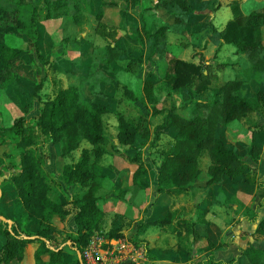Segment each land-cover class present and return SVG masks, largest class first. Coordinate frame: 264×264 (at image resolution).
<instances>
[{"label": "trees", "instance_id": "16d2710c", "mask_svg": "<svg viewBox=\"0 0 264 264\" xmlns=\"http://www.w3.org/2000/svg\"><path fill=\"white\" fill-rule=\"evenodd\" d=\"M120 1L126 6H136L139 3V0H98L92 8L91 1L87 2L88 9L94 13L100 35H112L123 22V18L119 20L120 15L117 14L118 19L108 23L104 19V6L117 7L122 17L129 14L122 8ZM39 3L42 10L38 8ZM82 4L83 0H38V3L34 0H0V91L3 88L10 91V101L22 111L10 126L0 125V146L10 145L19 155L18 163L10 152L2 150L0 153V175L3 173L1 164L6 158L14 168H19L14 169L9 178L0 179V213L13 223L9 228L8 223L0 219V234L4 237L0 244V264H21L25 258V246L30 242H36L34 264H81L75 250L83 252L90 234L95 230H102L104 225L102 211L97 207V192L105 177L99 162L106 153L105 145L109 141L103 128L102 116L110 112L115 115L118 141L111 148H134V154L129 157L130 161L138 164L132 173L133 182L146 171L141 149L151 132L154 133L149 145L158 142L162 134L171 138L165 143L163 150L159 151L161 161L154 174L157 197L152 205L160 197L190 193L202 177L198 182L199 187H209L212 197L216 195L215 191L227 189L229 194L226 193L225 200L230 202L234 200L233 194L240 186L246 188L256 184L262 190L259 194L260 201L254 209L264 210V181L255 183L245 175L251 171L250 164H256L260 158L261 147L257 145L255 136L264 135V123L251 122L248 118L250 114L264 109V90L260 89V82L264 77V6L248 13L241 10L237 0L229 2L233 15L220 30L219 37L224 43L234 45L237 51L245 54L250 75L247 78H233L212 84L200 62L195 64L170 57L167 53L166 34L169 31H180L182 25L189 21H196V27L201 28L207 21V15L195 10L190 0H155L151 8L162 14L164 20L145 27V20L140 15L141 22L135 30V38L140 42L143 38L150 39L151 48L146 60L157 71L160 66L163 74L160 73L157 80H152L148 74L141 83L142 94L138 98L122 84V92L127 99L132 102L140 101L149 108L148 112L140 113L135 120H131L124 117L121 111L111 109L108 104L119 82L111 79V73L125 69L140 75L142 71L141 51L128 50L118 43V40L123 42L121 37L112 44L105 45L102 56V63L111 71L108 78L112 87L110 84L107 87V83L100 80L97 82L98 92L95 93L91 90L92 84H88V90H85L84 85L80 88L74 84H60L52 96L45 99L39 94L43 86L42 82H37L40 71L31 52L22 47L11 46L6 41L8 29H14L19 35L25 34V38L36 49V59L50 62L49 58L53 56L49 68L57 67L55 62L59 57H64L65 51L53 49L55 41L39 27L40 13L43 12L47 20L67 17L74 23H79ZM215 7L219 6L216 4L213 8ZM33 30L34 38L29 34ZM195 34L197 33L191 32L189 35ZM74 41L78 55L72 59L65 58L68 67L65 69L69 73L72 70L81 71V77L87 78L92 73L88 68L90 62L84 65L81 61L84 58L88 62L89 46L87 44L83 49L82 38ZM121 61L124 63L120 64ZM44 77L45 75L42 79ZM22 83L26 84L28 91L17 92L15 96L13 90ZM206 88L211 89V98L203 100L199 96ZM157 89L164 91L169 99L176 96L179 102L171 98L169 106H159L155 91ZM37 101L42 106L38 114L33 115L34 120L30 121L27 115L33 111ZM146 114L159 117L158 122L152 125V131L148 127ZM241 118L246 119L251 131V141L247 147L237 150L227 144L222 131L234 119ZM39 134L51 142L56 159L61 163L59 171L52 172L47 168L46 159L49 155H44L36 145ZM137 137L139 141L134 147ZM76 150H79L76 162L68 163L63 160L65 155L69 156ZM59 174L62 179L58 181L59 184L63 182L67 187L74 185L79 188L72 197L66 192L52 194V187ZM123 192L121 189L120 194ZM165 207L168 208L166 214L149 223L158 226L171 224L173 213L169 211V204ZM71 209H74L76 233H68L51 222L55 214L61 218V215L69 214ZM254 209H250V214L242 215L252 223H256L257 217ZM206 210L207 207L196 204L195 221L176 217L180 228L178 232L183 229L187 235H191L189 246L182 245L187 249V259L177 264H264V247L255 246L248 241L237 256L226 261L215 260L212 250L225 247L228 242L218 239L222 232L215 223L205 220ZM209 225L213 227L212 234L208 230ZM199 226H203L204 234L200 233ZM142 227V224H138V230ZM60 233H68L65 240L71 242L69 248L75 252L73 256L60 244L54 243L55 237ZM252 234L264 241V211ZM31 235L36 236L29 237ZM104 235L106 238L124 237L119 227L111 228ZM201 240L209 251L198 262H194L190 257V248ZM129 241L135 245L141 243L140 240L131 238ZM177 241H182L179 235ZM148 252L146 248L145 254Z\"/></svg>", "mask_w": 264, "mask_h": 264}, {"label": "crops", "instance_id": "0c3cea01", "mask_svg": "<svg viewBox=\"0 0 264 264\" xmlns=\"http://www.w3.org/2000/svg\"><path fill=\"white\" fill-rule=\"evenodd\" d=\"M151 1L153 3L155 0H151ZM205 1L207 0H190V3L195 10L204 12L205 15H207V21L206 22L204 21L205 25L202 26L201 28L200 27L197 28L196 25H198V23H196V21H189L187 24L185 22L186 25L185 24L182 25V30L177 31V32L173 30L169 31L166 34L168 55L170 57L172 56L177 57L180 59L193 62L195 64L200 62L202 66L204 67V72L208 73L212 81L211 82L212 84H219L224 81L232 80L233 78L249 77L250 69H249V64L247 62L246 56L244 53L237 51L234 45L232 46L231 44H228L232 46L233 48L232 50H229L226 63L219 64L217 63V61H215V64L224 68L223 71L227 70L229 71V73H231L230 76L222 77V78H220V76H218L219 74L214 71L212 75L211 70L208 69L209 68L208 65L211 66L210 60L208 59H205L203 61L201 60L203 57L204 49H202L200 52L198 50L193 51V46H201L203 48L206 47V50H211V49L213 50L214 48L217 47L221 50V52L225 51L223 49L224 42L222 41L221 37H219V32L226 22L222 25L220 29L212 31L215 27L214 24L212 23L214 19V11L220 6L218 5L219 7L213 8L215 6V4H213V6L208 7L204 5ZM229 2H231V0L228 2L226 1L225 4L228 5ZM81 10H82V14H84L83 9ZM116 13L120 15L119 20L123 18V22H121V26H120V29H122L123 32L120 33L118 36H116L115 39L112 40L111 44L115 42L119 37H121L124 40L123 42L118 40V43L123 44V46H125L128 50L141 51L140 54H141V62H142L141 63L142 71L140 75H137L133 71H127L125 69H118L115 74L111 73L110 75L113 81L117 79L119 80V82L115 86L113 94H112L113 98L111 101H108V104L111 109L115 108L120 111L119 99H117L118 97H116L115 93L118 88H122V84H124L129 90H131L133 95L136 96V98H138L142 94L141 83H143V79L147 77L148 74H150L149 77L152 80H157L156 78L160 77L161 75H160V72H157V69L154 68L146 60V55L148 52H150V48H151L150 39L143 38L142 41L140 42V41H137V39L135 38V30H137L140 26L141 17H139V15H135L134 12H128L129 13L128 15H125L124 17H122L121 12L120 10L118 11V9L116 10ZM144 13L145 12H143V14ZM77 24L80 25V22ZM122 26H124V28H121ZM118 29L119 28H117L116 30ZM191 32L197 33L193 35V36H196L197 39H194V40L186 39L185 37L186 34H187V37L191 36L189 35ZM172 34L174 38H177V43L172 44L171 46L170 37L172 36ZM84 40H86L87 42L83 41V44H82L83 49L86 47L87 44H88L87 46L89 47L92 46L89 40H87L86 38H84ZM181 46L189 47L188 49H190V51H188L186 55H188L189 53V55H191L190 59H187V57L185 56L186 51L183 52V50H181ZM174 47H176V49H174ZM172 51H175V53L176 54L178 53V54L176 55ZM87 56L89 57V60H90V56L89 55ZM181 56H184V57H181ZM197 57L201 59L199 60L197 59ZM65 58H67V56L65 55L64 57L61 56L55 62L56 66H58L57 61L61 62V66H59V68L61 69L62 67L63 70L67 67ZM72 58H67V59H72ZM263 58H264V51H263ZM89 60L87 62V59L85 60L84 58H82L81 64L87 65L86 63H89L90 62ZM158 69L159 70L161 69L160 66ZM121 70L126 71L127 73H131L132 79L130 82H132L133 87L131 86V83H129L130 84L129 86L126 83V81L121 80L119 76H117V74H119V71ZM133 79H135V82H133ZM108 84H110V87H112L110 79L107 82V87H108ZM159 87H160V84H159ZM260 89L264 90V77L262 79V82H260ZM155 91L157 95H159L160 93L161 94L164 93V91H161V89H157ZM205 92H210V96L208 98L203 97V94ZM99 96H101V94ZM199 98L203 100L210 99L211 89L206 88L205 90H203ZM178 102H179V99H178ZM129 104L131 105L133 111L137 112L135 115V118H137L140 113L143 114L149 111V108L146 105L141 104L140 101L132 102L130 100ZM110 116L112 117L114 116L115 118V115L113 112L104 114L102 116V124H103L104 130L106 126V124L104 123V119L105 117L110 118ZM248 118L251 122H256L258 124H261L259 123L258 119L264 118V109L260 112H255V113L250 114ZM127 119H130V118H127ZM113 122L115 126V133H114V138L110 139V141L112 142L111 143L112 145H116L118 142L117 137H116V134H117L116 119L113 120ZM247 125L248 124L245 118L234 119V121L226 125L225 128H223L222 132H223L225 140L227 141V144L232 146L233 148H236L237 150H240V148H243V147H247L248 143L251 141V134H250L249 140L248 139L244 140L237 136H235L233 140H230L229 135H228L230 131L232 132L235 129H238L240 131L242 127H245L248 130H250L247 127ZM105 133H106V130H105ZM162 137L167 139L166 142L171 140L170 136L167 134H162L160 138ZM138 141L139 140L137 137L136 142L133 144L134 147L136 143H138ZM255 141L257 142V145L261 147V151H260V154H261L264 151V135H256ZM108 150L109 149H106V153L102 155V157L100 158V162H99V165L102 168V172H103L102 174L105 175V177L102 179L100 183V187L97 192V196L99 198L97 207L102 211L103 221H104L103 228L102 230H99V231H103L104 233H106L111 228L119 227L120 230L123 232V236L127 238H131V239L140 240L141 241L140 244L142 246L144 245L149 250V252L148 254L145 255L144 258L138 259L135 264H177V263L186 261L187 249H185L182 245L190 244L191 235H187L183 229H181L180 233L178 232L180 228L177 225L176 217L177 216L185 217L187 219L195 221L196 218H195L194 207L196 204H201L202 206L207 207L204 218L207 221L215 223L218 226V228L221 230L222 233H220V236L218 238L219 240L225 241L222 235L227 234V233H231L228 239L233 238V243L231 245L229 246L227 245L220 249L216 248L212 250L213 257L215 260L226 261L232 257L237 256V254L240 253V249L243 248L244 246V245H241V241H246V239L248 241H251L254 237H256L252 233L255 230L256 223L260 220L261 216L263 215V211H264L263 209H254V212L257 215L255 219L256 223L249 222L248 219L246 217H243L241 214L235 217V215H232L231 212H229V210L227 209L224 212L222 211V209H224L222 203L226 199V193L229 194L227 189L226 190L224 189V191L222 192L215 191L214 193L216 195L212 197L213 193L211 192L209 187H205L199 190L200 196H198V198L196 199L194 197H195V191H197V189L192 190L190 193H186V194L183 193V194L171 196L169 198L160 197L158 198V202L156 200L154 205H152L151 203H153V201L157 197L155 189H154V182H155L154 174L156 173L158 161L154 163L152 161H147L146 159H143L142 157V159L145 161L146 171L140 178L137 179L136 182H133L132 173H134L138 164L130 161L129 157H131L134 154V148H127V146H123L122 148L118 147V150L112 149L113 153H111V151H108ZM76 151H74L69 156L65 155L63 157V160L68 163L76 162V160L79 157V154L76 155ZM117 157L124 158V160L117 164V161H120L116 159ZM59 170L60 169L57 166L54 170H50V171L54 172V171H59ZM58 177L59 178L56 184H54V186L52 187V190H51L52 194L57 195L61 192H66L68 196L72 197L73 193L70 194V190L73 188L77 189V191L79 190V188L74 185H69L67 187V185H65L63 182L59 184L58 181L62 179H61L60 174L58 175ZM244 187L242 185L240 186V188H238L234 192L233 194L234 200L231 201V203H229L231 206H234V211H236L238 207H245L248 201H250L249 203H251L253 200V197L248 196L247 193L244 191L245 190ZM121 189L124 190L122 195L120 194ZM189 197L194 198V199H190ZM166 204L170 205L169 211L173 213V222L167 226H158L157 224L149 223L151 220L155 218L157 219L162 218L166 214V212L168 211V208L165 207ZM68 206L70 207V205ZM220 211L222 213H220ZM71 213H72V210H70L69 215ZM55 215L60 219L59 215L57 214ZM73 215H71L72 220L69 224L70 232L68 233H76L77 231L75 221L73 220ZM231 217L238 219L235 222V225H233V227L229 225V221H228V225L227 224L225 225L227 220H230ZM56 224L58 225L57 222ZM138 224L143 225V227L140 230H138ZM58 227L63 229V227H60L59 225ZM208 230H210V233L213 232V227L209 225ZM200 233L204 234L205 231L203 232L200 231ZM178 235L179 237L182 238V241H179V242L177 241ZM3 241H4V237L0 234V244ZM225 242H228V241H225ZM204 245H205V242L201 240L195 246L190 248L191 249L190 257L192 258L191 259L192 261L198 262L200 258L204 257L208 253L209 248L204 247ZM234 247H236L237 249ZM33 251H34L33 247L31 246L28 248L26 247L25 253L28 254V256L31 259V261L30 262L27 261L26 264L35 263L34 258H33L34 257ZM23 262L25 263L24 260L22 261V263Z\"/></svg>", "mask_w": 264, "mask_h": 264}, {"label": "rangeland", "instance_id": "374dc122", "mask_svg": "<svg viewBox=\"0 0 264 264\" xmlns=\"http://www.w3.org/2000/svg\"><path fill=\"white\" fill-rule=\"evenodd\" d=\"M35 2L38 3V0H34ZM91 1L90 6L93 8L94 3L97 4L98 0H83V4H82V9L84 14H82V20L80 22V25H78L77 23H74L73 20L68 19L67 17L64 18H51L50 20H47L44 18V13L41 12L40 13V18H39V27H41L44 31H46L47 33H49V35H51V39H53L55 41V46H54V50H59L62 51L64 50V55L67 56V58H74L75 56L78 55V48L75 45V39H81L84 42H87L86 40H84V38H86L87 40H89L92 44L91 47H88V52L87 55L90 56V64H89V70H92V73H90V75L87 78H83L81 77L82 73L79 72H75L74 70H72L71 73L68 72V70L64 69L61 67V69L59 68V66H61V62L57 61L58 66L54 67V68H49V66L52 64L53 62V58L52 60L49 61L50 62H45V60H43V62H41L40 60L38 61L36 59V56H34L36 49L33 46L32 42L29 39L25 38V34L24 35H19L14 29H8L6 31V41L9 45L14 46V47H19V48H24L26 50L29 51V53L31 52L32 54V58L34 60H36L37 62V66L39 69V74L37 76V82H42V86L43 88L40 90V97L42 99H45L47 97H51L52 94L56 91V88L58 87V85L62 84V85H69V84H74L78 87H82V85H84L85 90H88V84H92L91 86V90H93L95 93L98 92V86H97V82H99L100 80H104L105 83L108 82L109 78L108 75L110 74V69H108L106 66H104V64L102 63V56H103V52H104V46L111 43L112 40L115 39L116 36H118L120 33L123 32L122 29H118L115 30L112 35H100L99 31H98V26L96 25V19L94 16V13L90 12V10L87 7V2ZM228 2L230 0H207L204 2L205 6H213V4H217L220 7L217 8L214 11V19L212 21V23L214 24V30H218L222 27V25L227 22L229 19L232 18V10L230 8L229 5L225 4V2ZM232 1V0H231ZM239 3V6L241 8V10L243 12H251L253 10H257V9H261L262 6H264V0H237ZM120 3H122V8L127 10V12H134L135 15H142L143 12H145L143 14V19L144 21V25L145 27H147L150 23H154V22H162L164 20V16H162V14H158L157 10L151 8V4L152 1L151 0H139V3L136 6H126L123 2L120 1ZM42 5L41 3L38 4V8L39 10H42ZM91 8V9H92ZM104 19L108 22H115L118 19L117 13H116V7L111 5V6H104ZM94 11V10H93ZM159 18V19H158ZM121 28H124V26H122ZM30 35L35 36V32L34 30L32 32L29 33ZM186 39L187 40H194L197 39L196 36H188L186 34ZM170 43L171 46L172 44H176L177 43V38H174L173 34L170 37ZM189 47L187 46H181V50H183V52H185V56L187 57V59L191 58V55H186V53L188 51H190V49H188ZM232 46L223 43V49L225 50L224 52H221V50L219 48H214L213 50H206V47H201V46H193V51L198 50L199 52L203 50V57L198 58L197 59H201L202 61L205 59H208L211 61V66L208 65V69L211 70L212 75L214 72H217L220 76V78L222 77H227L230 76L231 73H229V71L224 70L223 71V67L215 64V61H217V63L221 64V63H226L227 58H228V54H229V50H232ZM174 49H176V47H174ZM219 50V51H218ZM197 51V52H198ZM174 54L175 51H172ZM192 52V51H191ZM196 53V52H195ZM193 53V54H195ZM178 54V53H177ZM176 54V55H177ZM180 56V55H178ZM184 57V56H181ZM196 60V58H195ZM124 63L123 61H121L120 64ZM146 63V62H145ZM84 70V69H83ZM214 71V72H213ZM223 71V72H222ZM85 72V70H84ZM157 72H160L162 74L163 69L158 70ZM45 75V79H42V77ZM117 76H119V78L121 80L126 81V83L130 86L129 83H131V86L133 87V84L131 81L132 79V75L131 73H127L126 71H119V74H117ZM134 78V77H133ZM87 79V80H86ZM133 82H135V79H133ZM131 87V88H132ZM14 89V88H13ZM28 91L26 84L22 83V85H18V87L16 86V88L13 90V94H15V96H17V92L18 93H22V92H26ZM123 88H118L115 95L116 97H118L117 99H119V103H120V111H122L123 116L130 118L131 120H135V115L137 112L133 111L131 105L129 104L130 100L126 98V95H124V93L122 92ZM162 91V90H161ZM9 92L6 88H3L0 91V125L2 126H10L14 119L17 118L18 116H20L22 114V111L15 105L14 102L10 101V97H9ZM158 93V92H157ZM157 98H159L158 102H159V106H169L170 104V99L172 98L175 100H178V98H176V96L167 98L166 95L164 93H160L159 95H157ZM210 96V92H205L203 94V97L208 98ZM24 97V94H23ZM41 103H39L38 101L35 102V106L33 111L29 112V114L27 115V119H29L30 121H33L34 117L33 115L38 114V112L40 111L41 108ZM127 107V108H126ZM147 115V119H148V127L149 129L152 131L151 127L152 125L159 120V117H157V115L151 117L150 114H146ZM113 120H115L114 116H110V118L105 117L104 119V123L106 124L105 126V130H106V134L108 135L109 141L108 143H106L105 147L106 149H109L108 151H111V153H113V150L111 149V141L110 139L114 138V133H115V126H114V122ZM259 123H264V118H259L258 119ZM154 132H151L150 137L148 139L147 142L144 143V145L142 146L141 149V156L143 157V159H146L147 161H152V162H157L158 161V165L159 162L161 161L160 156H159V151L163 150V148L165 147V143L167 139L165 138H160V140H158V142H154L153 144L149 145V143L152 141L151 138L153 136ZM250 134L251 131L248 130L245 127H242L240 129V131L238 129H235L234 131H230L228 133L229 135V139L233 140L235 138V136L242 138L244 140L246 139H250ZM234 135V136H233ZM1 139H0V145H1ZM37 148L40 149V151L44 154V155H49V157L46 159L47 161V168L49 170H54L57 166L61 165V163L58 161V159L55 158L54 155V151L51 145V142L45 137L42 136L41 134L38 135L37 137ZM2 150L10 152L12 155V158H14L15 162L19 163V155L17 150H15L12 146L10 145H3L0 146V153L2 152ZM115 153V152H114ZM79 154V150L76 151V155ZM116 155V154H115ZM260 158L258 160V162L256 164H250L249 169L251 170L249 173L245 174L246 178H248L249 181H253V182H257L259 180L264 181V151L259 155ZM117 160V164L121 161L124 160V158H116ZM126 161V159H125ZM157 165V166H158ZM2 168H3V173L0 175V179H3L4 177L9 178L11 173L13 172V170L18 169L19 168H14L12 163L10 161L6 159L3 160L2 164H1ZM203 178L201 177L199 179L202 180ZM198 181V182H199ZM198 182L195 183V189H197V191H195V199L198 198V196H200L199 194V190L203 189V187H199L198 186ZM194 189V190H195ZM261 188L257 187L256 184L251 185L250 187L245 188V192L247 193L248 196H252L253 200L251 203H249L250 201H248V203L245 205V207H238V209L236 211H234V206H231L229 203H231L230 201H223V208L222 211H226L229 210V212H231L232 215L238 216V215H243V214H250V209H254L256 203H258L260 201V197L259 194L261 192ZM75 192H77V189L73 188L70 190V194H74ZM190 199H194L189 197ZM249 198V197H248ZM228 205V206H227ZM249 207H248V206ZM72 213L69 214H64L61 215V218L59 219L56 215L52 218L51 222L53 223H58V225L60 227H63V229H65V231L70 232V222L72 220V216L74 214V209H71ZM220 213H222L220 211ZM238 219L231 217L230 220H227V222L225 223V225H228V221H229V225H231L233 227V225H235V222ZM203 226L200 227L199 226V231L203 232ZM227 230V229H226ZM225 230V231H226ZM227 232V231H226ZM56 233V232H55ZM68 233L63 234L60 233L58 236L55 237V244H60V246L64 247L65 251H67L71 256L74 255L75 252H73V250H71L69 247L70 245L67 244V240H65V237ZM56 235V234H54ZM228 235V237H227ZM229 235H231V233H227V234H223L222 237L224 238L225 241H228V246L231 245L233 243V238L232 239H228ZM252 235V234H251ZM90 238V237H89ZM227 238V239H226ZM253 238V236H252ZM124 240H126L127 242L129 241V238L127 237H123ZM254 239V241H253ZM251 241H248L246 239V241H248L249 243L258 246V247H264V241L258 237H254ZM246 241H241V245H245ZM33 247L35 248L36 246V242H30L26 244V247ZM25 247V249H26ZM141 248H146L144 245L140 246ZM236 248V247H234ZM237 249V248H236ZM25 253V250H24ZM146 255V254H145ZM34 258V262H35V257ZM25 263L21 262V264H26L27 261H31L30 257L28 256V254L25 253V258H24ZM123 264H129L127 263V261Z\"/></svg>", "mask_w": 264, "mask_h": 264}, {"label": "built area", "instance_id": "2783aa9c", "mask_svg": "<svg viewBox=\"0 0 264 264\" xmlns=\"http://www.w3.org/2000/svg\"><path fill=\"white\" fill-rule=\"evenodd\" d=\"M81 252L85 264H132L145 257L141 244L127 242L123 237L106 238L103 231L95 230Z\"/></svg>", "mask_w": 264, "mask_h": 264}, {"label": "water", "instance_id": "95a60500", "mask_svg": "<svg viewBox=\"0 0 264 264\" xmlns=\"http://www.w3.org/2000/svg\"><path fill=\"white\" fill-rule=\"evenodd\" d=\"M52 58H53V56H50V60H52ZM1 195H2V193H1V188H0V197H1ZM0 219L3 220V221H6V222L8 223V225H9V228L12 227L13 223H12V220H11V219L7 218L6 216H4V215L1 214V213H0ZM35 236H36V235H31V236H29V237H32V238H33V237H35ZM67 244L70 245L71 242L68 240V241H67ZM75 251H77V254H78V257H79V259H80L81 264H85V263H84V260H83V257H82V254H81V251H79V250H75Z\"/></svg>", "mask_w": 264, "mask_h": 264}]
</instances>
